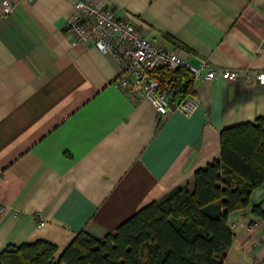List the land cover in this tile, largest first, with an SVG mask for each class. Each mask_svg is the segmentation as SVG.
I'll use <instances>...</instances> for the list:
<instances>
[{"label":"crops","instance_id":"obj_1","mask_svg":"<svg viewBox=\"0 0 264 264\" xmlns=\"http://www.w3.org/2000/svg\"><path fill=\"white\" fill-rule=\"evenodd\" d=\"M10 1L0 17V250L43 240L59 255L81 231L103 238L190 184L219 157L223 128L264 115V83L252 76L264 70V0H90L190 65L207 61L195 110L165 116L118 89L111 55L65 33L76 0ZM263 203L264 183L229 214L221 264H264V217L253 211Z\"/></svg>","mask_w":264,"mask_h":264},{"label":"trees","instance_id":"obj_2","mask_svg":"<svg viewBox=\"0 0 264 264\" xmlns=\"http://www.w3.org/2000/svg\"><path fill=\"white\" fill-rule=\"evenodd\" d=\"M171 78L178 92H193L185 69ZM219 144V157L198 168L190 184L145 206L103 238L81 231L59 255L43 240L8 244L0 250V264H221L232 240L229 214L247 207L264 183V115L223 128ZM253 211L264 217L260 205Z\"/></svg>","mask_w":264,"mask_h":264},{"label":"built area","instance_id":"obj_3","mask_svg":"<svg viewBox=\"0 0 264 264\" xmlns=\"http://www.w3.org/2000/svg\"><path fill=\"white\" fill-rule=\"evenodd\" d=\"M12 6L10 0H2L0 17L7 16ZM63 28L75 43L94 46L115 59L118 66L116 86L132 102L148 99L160 116L175 111L189 115L197 107L194 86L192 93L178 92L171 74L185 69L195 81L200 78L201 70L208 67L205 59H200L198 67L190 65L174 50L144 38L131 19L119 18L112 7L94 4L90 0L75 1L74 13L66 19ZM215 75V71L209 69L204 77L209 80ZM221 75L231 80L236 73L224 70ZM252 76L264 83V70L254 71ZM2 211L0 205V214ZM43 225L44 221L38 224ZM234 226L230 224L229 228Z\"/></svg>","mask_w":264,"mask_h":264}]
</instances>
